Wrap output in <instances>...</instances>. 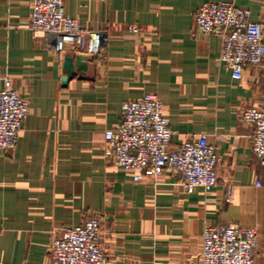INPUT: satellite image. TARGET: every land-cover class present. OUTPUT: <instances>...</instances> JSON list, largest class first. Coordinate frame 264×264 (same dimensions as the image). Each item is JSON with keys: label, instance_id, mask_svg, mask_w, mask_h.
<instances>
[{"label": "crops", "instance_id": "obj_1", "mask_svg": "<svg viewBox=\"0 0 264 264\" xmlns=\"http://www.w3.org/2000/svg\"><path fill=\"white\" fill-rule=\"evenodd\" d=\"M205 1L65 0L67 15L107 34L103 59L66 76L73 53L51 51L30 29L31 0H0V88L29 103L15 148L0 154V264H49L51 236L93 214L104 264H198L203 228L224 223L256 229L253 264H264V166L238 113L264 105V62L240 79L221 66L220 38L194 31ZM212 1L264 22V0ZM145 93L162 102L172 145L205 134L215 146L210 192L186 193L170 168L133 182L105 159L104 131Z\"/></svg>", "mask_w": 264, "mask_h": 264}, {"label": "built area", "instance_id": "obj_2", "mask_svg": "<svg viewBox=\"0 0 264 264\" xmlns=\"http://www.w3.org/2000/svg\"><path fill=\"white\" fill-rule=\"evenodd\" d=\"M28 26L41 33L45 46L55 53H79L94 62L106 54V32L82 27L66 14L65 0H31ZM129 30L138 31L132 26ZM194 31L220 38L219 62L235 79L242 78L246 67L264 62V22L252 20L246 7L227 1L202 2L195 11ZM28 112V100L15 87L0 88V154L15 148ZM238 113L252 127L250 146L264 166V105H245ZM176 134L160 99L145 93L124 101L120 117L104 131V157L129 173L133 182L142 181L148 172L158 175L170 168L186 193L195 188L210 192L218 181L216 166L220 157L215 146L205 134L172 145ZM100 229L95 214L78 225L62 227L48 243L49 264H104L106 252ZM256 246L253 227L236 223L208 225L201 232L198 264H253Z\"/></svg>", "mask_w": 264, "mask_h": 264}, {"label": "water", "instance_id": "obj_3", "mask_svg": "<svg viewBox=\"0 0 264 264\" xmlns=\"http://www.w3.org/2000/svg\"><path fill=\"white\" fill-rule=\"evenodd\" d=\"M89 59L87 55L67 53L64 55L62 70L66 76H70L74 70L81 72L86 68V61Z\"/></svg>", "mask_w": 264, "mask_h": 264}]
</instances>
